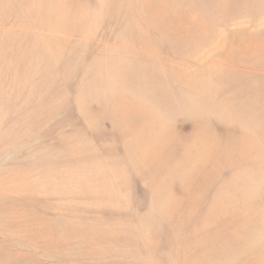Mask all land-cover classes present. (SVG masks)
<instances>
[{
    "label": "rangeland",
    "instance_id": "374dc122",
    "mask_svg": "<svg viewBox=\"0 0 264 264\" xmlns=\"http://www.w3.org/2000/svg\"><path fill=\"white\" fill-rule=\"evenodd\" d=\"M0 264H264V0H0Z\"/></svg>",
    "mask_w": 264,
    "mask_h": 264
}]
</instances>
